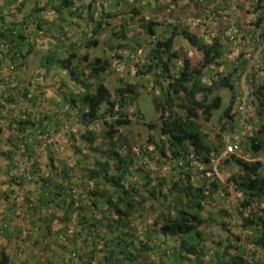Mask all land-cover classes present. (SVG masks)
Here are the masks:
<instances>
[{"label":"trees","instance_id":"trees-1","mask_svg":"<svg viewBox=\"0 0 264 264\" xmlns=\"http://www.w3.org/2000/svg\"><path fill=\"white\" fill-rule=\"evenodd\" d=\"M13 1L9 0L7 5ZM250 1L253 11L259 13L257 27L262 28L258 34L248 32L253 40L250 43H258L264 50V0ZM85 9L90 30L82 47L89 51L98 45V37L107 27L103 18H95L90 6L76 7L73 0H59L53 8L58 13L64 10L72 19H80ZM132 11L134 15L139 13ZM127 20H122L121 28L113 36L123 37ZM156 25L152 21L140 25L149 36L148 42L143 50L142 44H138L132 51L134 56L126 61L127 71L130 67L136 78H147L145 83L151 90L145 83L144 86L135 80L123 83L120 80L110 91L104 81L112 58L90 60L88 52L80 54L74 46L69 48L67 58L60 60L51 51L42 62L46 71L55 66L67 70L74 85L82 89L78 92L70 89L64 100L70 108L77 109L80 123L86 128L79 136L82 145L71 146L78 154L82 153L81 149L85 151V157L76 166L83 164L82 179L84 183L93 182V186L87 188L85 204L80 195L74 199L68 190L69 194L63 195L68 202L65 199L66 206L60 208L64 211L63 221H69L73 214L78 217L80 231L85 236L81 244L89 251L82 253L76 249V255L70 252L68 264H264V168L259 160L264 156V78L252 86V102L258 106L255 125L246 122L252 129V137H242L240 152L223 154L226 146L236 141L227 139L226 135L242 131L237 128L233 112L234 107L237 113L240 111L236 89L243 77L248 81L260 71L264 74V59H260L257 68L252 66L247 71L248 61L240 64L247 54L244 51L236 60H229L225 47L217 40L206 44L203 38L198 39L188 31L182 34L173 31L164 38H156ZM29 28L38 31L41 22L28 17L20 23L14 22L0 11V44L8 45L11 50L26 45L27 51L21 59L31 51L26 34ZM178 35L198 48L201 53L198 60L174 49ZM246 35L242 36L244 43ZM141 89L152 92L159 125L157 121L144 120L138 109ZM223 91L228 94L226 100ZM223 100L226 108L214 117ZM213 120L216 130L204 131L200 121L207 124ZM139 121L149 132L144 142L132 123ZM91 125H95L94 129L88 130ZM18 126L19 132L43 130L41 122L29 119L20 121ZM156 131L157 137L153 135ZM222 154V170L230 173L226 185L210 166L211 160ZM62 171L63 181L69 180L68 172ZM25 181L21 177L17 185ZM227 185L243 195L235 210L240 232L229 227L227 216H230L226 212L219 210L218 215L211 212V205L221 200L219 196L229 195ZM60 188L63 185L55 186L56 196L60 195ZM100 199L105 209L97 208ZM80 204L96 207L99 218L90 221L87 215L81 217L84 210ZM220 215L218 222L216 217ZM245 231H250L244 236L247 245L262 253L260 259L246 256L238 245ZM158 235L165 239L163 250L160 244H155ZM0 263H7V259L2 256Z\"/></svg>","mask_w":264,"mask_h":264},{"label":"crops","instance_id":"crops-1","mask_svg":"<svg viewBox=\"0 0 264 264\" xmlns=\"http://www.w3.org/2000/svg\"><path fill=\"white\" fill-rule=\"evenodd\" d=\"M8 2L9 0H0V11L7 19L19 23L27 17L35 21L37 19L41 22V29L26 30L31 51L24 59L21 56L27 51L26 45L11 50L8 45L0 44V84L4 85V91L0 92V260L2 256L7 259V263L0 264H68L70 252L76 255L79 251L84 253L89 249L81 244L85 236L80 231L78 217L73 214L69 221H63L62 208L66 206L63 203L65 199L66 204L68 202L63 195L69 194L68 190H75L78 195L85 196L87 188L92 187L93 182L84 183L80 170L83 164L78 167L76 164L80 161L79 156L84 158L85 154L74 152L71 146L72 143L76 147L82 145L79 136L86 128L80 123L77 109L70 108L64 100L70 89H74V92L82 89L76 87L70 73L59 66L46 71L42 65L44 58L51 51L57 50L62 52V56H66L71 46L80 54L88 52L90 60L112 58L104 84L113 91L120 80L121 83L124 80L137 81L132 68L129 67L130 70L127 71L126 61L129 56H134L132 51L138 44H142V50L146 46L149 36L140 25L152 21L157 24L156 38H164L173 31L177 34L188 31L198 39L203 38L206 44L217 40L225 47L229 60H236L244 51L247 54L240 64L248 61L247 71H250L252 66L257 68L260 59H264V50L258 43H244L242 36L249 34V31L256 34L262 32V28L257 27L259 13L253 11V2L250 0H126L125 3L124 0H73L76 7L90 6L95 18L102 17L104 24H107L98 37V45L88 51L82 47L90 30L86 20L87 8L81 13L80 19H72L64 10L60 13L53 10L59 0H14L11 5H7ZM132 10L139 13L134 15ZM123 19H128L127 31L123 37L113 36L112 33L121 28ZM48 30L50 32L46 34ZM178 37L182 36L178 35L176 38ZM100 48H107L109 53L103 50V56L100 57ZM174 49L192 60L201 57L198 48L192 45L184 49H176L174 46ZM116 54L119 56L116 57ZM263 78L261 71L251 75L248 81L243 77L236 89V99L241 111L237 113V108L234 107L233 112L239 129L243 127L242 118L249 116L245 122L250 121L252 124L258 119V106L252 102V86H256ZM12 84H15L14 88L10 87ZM145 84L151 90L152 87ZM27 119L41 122L42 131L51 132L50 141H43L31 129L19 132V122ZM132 123L136 126L135 132L145 131L141 121ZM94 126L87 129H94ZM215 127L216 125L213 126ZM240 132L237 131V134ZM238 135L234 136L233 133L226 136L233 141ZM26 158L32 162L31 165ZM218 159L213 172L226 185L230 173L222 170L224 158ZM259 159L264 160V156L261 155ZM19 162L26 165L24 167L27 172L32 173V176L29 175L30 180L22 182L21 186L16 182L20 176L8 175V170ZM64 169L68 172L69 180L63 181ZM60 184L63 188L59 190L60 195L56 196L58 190H55V186ZM227 186L229 195L225 193V196H219L221 200L212 205L230 204L221 210L230 216H227L229 221L234 218L237 220L233 224L238 229L236 231L240 232L239 217L232 212L235 213L239 207L243 195ZM231 196L235 197L234 201ZM18 197L20 201L17 202ZM82 202L85 204L86 198ZM81 207L84 210L81 217L87 215L90 221H93L92 218H99L96 207ZM97 208H106L103 200L100 199ZM51 215L56 217L51 219ZM242 217L245 218L246 214L243 213ZM139 222L141 220L138 221V226L141 227ZM249 234L250 231L242 232L241 238ZM164 240L159 235L155 236V244H160L161 250L165 247ZM242 248L246 256L251 254L254 255L253 258H257L256 253L260 256L252 245Z\"/></svg>","mask_w":264,"mask_h":264},{"label":"rangeland","instance_id":"rangeland-1","mask_svg":"<svg viewBox=\"0 0 264 264\" xmlns=\"http://www.w3.org/2000/svg\"><path fill=\"white\" fill-rule=\"evenodd\" d=\"M118 37H120V36H118ZM174 46H175V48L176 49H180V48H186L187 46L190 48V44L188 43V41L187 40H185V39H183V37H178V38H175V41H174ZM103 50L106 52V53H109V51H108V49L107 48H100L99 50H98V55L101 57V56H103ZM66 51V50H65ZM71 52V50H67V53L69 54ZM55 55H56V57L57 58H62V57H65V58H67V55L65 56H62L63 54H62V52L60 53V51L59 50H57V51H55ZM55 57V58H56ZM56 67V66H55ZM150 77V76H149ZM146 79L147 78H145V77H138V79H137V81H138V83L139 84H141V83H143V85L145 86V81H146ZM111 89V88H110ZM151 93V94H150ZM223 93H224V91L222 92V95H223ZM227 92H225V95H224V99L226 100L227 99ZM222 98H223V96H222ZM152 92H147L145 89H141V91H140V96H139V98H138V100H137V104H138V109L140 110V112H141V114L144 116V118H145V120H147L148 122H155V121H157L156 119H157V114H156V111H155V109H154V106H153V103H152ZM223 102H224V104H222V107H221V109L220 110H218V111H216L215 113H214V117H216V116H218V115H221V113L223 112V110L226 108V106H225V101L223 100ZM216 119V118H215ZM201 123H202V125H203V128H204V131H209L210 133H212V132H214L215 130H216V127L215 128H213V126H215L216 125V123H214L215 121L213 120V121H211V123H209V124H205V123H203L202 121H200ZM157 124L159 125V123H158V121H157ZM210 124H212V126H210ZM217 126V125H216ZM137 133H140V132H138L137 131ZM137 133H135V134H137ZM147 133L149 134V132L145 129V131H142V136H141V138H139L140 140H142L143 142L144 141H146V138H147ZM155 137H157V135H158V133H157V131L153 134ZM160 137H158V138H156V139H159ZM82 150V153H83V155L85 154L84 153V151H83V149H81ZM80 157V160H82L83 159V157L82 156H79ZM232 197V201H234L235 200V197H233V196H231ZM226 205H228V206H230V204H224V205H222V206H220L219 204H216V205H211V206H213V209H211V212H212V214L214 215V214H216V215H218V212H219V210L221 211V209L223 210L224 208H225V206ZM155 214V213H154ZM232 214H234V216H236V214L235 213H233L232 212ZM156 215H154V217H155ZM220 217H221V215L219 216V217H216L217 218V220H218V222H219V219H220ZM237 221L235 218L233 219V221ZM227 221L229 222V227H231L232 228V230L233 231H238V229H236L235 227H236V225L234 226V224H233V221L231 220V221H229L228 219H227ZM236 231V232H237ZM221 240V239H220ZM240 245L241 246H244L245 248H246V246H247V242H246V240L244 239V237L243 238H241V243H240ZM257 251V250H256ZM258 253H259V257H258V254L256 253V256H257V258L256 259H260L261 258V256H262V253H260V251H257ZM249 255H251V254H249ZM253 257H254V255H252ZM206 259L205 260H207V258H209L208 256L207 257H205Z\"/></svg>","mask_w":264,"mask_h":264},{"label":"built area","instance_id":"built-area-1","mask_svg":"<svg viewBox=\"0 0 264 264\" xmlns=\"http://www.w3.org/2000/svg\"><path fill=\"white\" fill-rule=\"evenodd\" d=\"M251 36V34L249 33V34H247L246 35V38H245V42L248 44V43H250V42H252L253 40H252V38L250 37ZM10 87L11 88H14L15 87V84H12V85H10ZM4 91V85H2V84H0V92H3ZM240 111H241V108H240ZM243 114V113H242ZM249 118V116H247L246 118H242V122H243V127H242V131H241V134H237V133H234V135L236 134V135H238L239 137L238 138H236V141H234V144L233 145H228V146H226V149H225V151H224V154H228V153H234V152H240L241 151V149H240V147H239V143H240V140L242 139V137L244 136V135H247L248 137H252V129H251V127L248 125V124H246V122H245V120H247ZM37 134L39 135V137L43 140V141H50V138H51V132L49 131V130H45V131H42V130H39L38 132H37ZM28 158H26L25 160H27ZM260 160V159H259ZM28 162H30V160H27ZM219 161V159H216L215 161L214 160H211V162H210V164L211 165H213V163L214 164H216L217 162ZM31 163L32 162H30V165H31ZM261 163H262V165H264V160H261ZM24 166H26L25 164H20V162L19 163H17V164H15L12 168H10L9 170H8V175L9 176H20V177H22L24 180H30V176H29V166H28V171L29 172H27L26 170H25V167ZM19 177V178H20ZM18 178V179H19ZM16 182H18V181H16ZM71 194L73 195V196H76L77 197V193H76V191L75 190H72V192H71ZM82 197V199H85V196H81ZM16 201L18 202V201H20V197H18L17 199H16Z\"/></svg>","mask_w":264,"mask_h":264},{"label":"clouds","instance_id":"clouds-1","mask_svg":"<svg viewBox=\"0 0 264 264\" xmlns=\"http://www.w3.org/2000/svg\"><path fill=\"white\" fill-rule=\"evenodd\" d=\"M223 154H224V153H223ZM223 154H222V155H219L216 159H218V158H220V157L223 158ZM216 159H215V160H216ZM215 160H214V161H215ZM215 165H216V164H214V163H213V165L210 164L211 167H214ZM240 246H241V245H240ZM244 248H245V247H244ZM257 251H259V250L257 249ZM248 259H250V257H248Z\"/></svg>","mask_w":264,"mask_h":264}]
</instances>
